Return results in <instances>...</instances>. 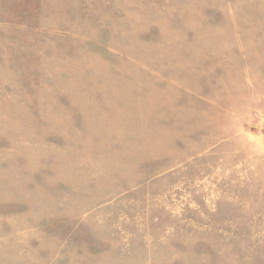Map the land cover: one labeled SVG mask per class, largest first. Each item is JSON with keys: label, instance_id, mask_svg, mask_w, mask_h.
Returning <instances> with one entry per match:
<instances>
[{"label": "rangeland", "instance_id": "374dc122", "mask_svg": "<svg viewBox=\"0 0 264 264\" xmlns=\"http://www.w3.org/2000/svg\"><path fill=\"white\" fill-rule=\"evenodd\" d=\"M0 264H264V0H0Z\"/></svg>", "mask_w": 264, "mask_h": 264}]
</instances>
